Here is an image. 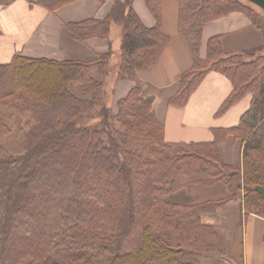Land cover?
Instances as JSON below:
<instances>
[{"label":"trees","instance_id":"1","mask_svg":"<svg viewBox=\"0 0 264 264\" xmlns=\"http://www.w3.org/2000/svg\"><path fill=\"white\" fill-rule=\"evenodd\" d=\"M2 0H0L1 2ZM74 0H30L55 11ZM102 2L103 0H99ZM156 17L147 27L130 0H115L103 19L68 23L73 38H110L122 26L117 76L134 79L155 65L171 36L162 23V0H145ZM179 31L193 65L179 75L170 102L184 107L209 71L233 89L219 114L247 94L237 126L214 130L204 142H172L154 110L153 96L133 86L113 112L103 104L113 49L93 61L56 60L17 53L0 63V264H202L222 254L214 226L202 213L243 197L247 212L264 217V43L226 52L222 35L201 55L204 26L233 11L258 24L260 12L244 0H179ZM111 70V72H110ZM100 107L94 114L92 111ZM89 113L100 125H80ZM228 133L243 142L237 165L222 160ZM223 182L230 194L202 203L169 195L192 184Z\"/></svg>","mask_w":264,"mask_h":264},{"label":"crops","instance_id":"2","mask_svg":"<svg viewBox=\"0 0 264 264\" xmlns=\"http://www.w3.org/2000/svg\"><path fill=\"white\" fill-rule=\"evenodd\" d=\"M115 0H74L50 11L30 0H2L0 2V63H8L21 53L30 57H46L56 60L93 61L109 49L120 53L121 39L92 37L86 41L73 38L68 23L86 19H103L109 15ZM133 7L147 27L156 25V17L145 0H132ZM179 0H162V23L171 36L159 61L136 71L134 79L107 76L110 84L109 103L113 112L117 102L137 85L144 96H153L154 110L166 128V139L172 142H204L214 139V130L230 129L240 121L248 109L251 94L244 96L228 111L219 110L233 89L231 80L219 71H209L191 95L184 107L170 102L180 88L179 75L193 65L194 58L186 37L179 31ZM264 13L255 24L245 13L230 14L208 22L203 29L201 55L206 56L208 41L212 36L222 35L226 52H243L264 43ZM112 39V40H111ZM114 42L116 43L114 45ZM112 55V56H113ZM112 65V57L110 61ZM104 81L98 69L93 73ZM106 89V87H105ZM243 142L228 133L219 143L222 160L237 165L241 161ZM230 194L227 185L192 184L169 195L179 203H202L225 198ZM206 224L215 227L222 254L201 257L202 264H264V217L247 212L243 197L232 198L215 210L202 214Z\"/></svg>","mask_w":264,"mask_h":264},{"label":"rangeland","instance_id":"3","mask_svg":"<svg viewBox=\"0 0 264 264\" xmlns=\"http://www.w3.org/2000/svg\"><path fill=\"white\" fill-rule=\"evenodd\" d=\"M132 2V0H130ZM245 2H247L248 4H250L251 6H253L256 10H258L261 14L264 13V11L254 5L253 3H250L246 0H244ZM264 15V14H263ZM115 24H113L114 28H113V35L116 37L117 41H119L121 39V34H122V26L121 24L119 23H116L114 22ZM112 40V39H111ZM116 43L114 42V45ZM113 51V54H114V49L112 50ZM119 62H120V53H116V55H113L112 56V65H111V70H110V74L108 76L111 75V77H114L115 75L117 76V71H118V67H119ZM106 77L104 76V81H105ZM106 91H105V95H104V98H103V102H102V105L103 104H107L109 103V100H110V96L112 95V93H110V84L109 82L106 81ZM100 109V107H97V109L93 110L92 112L94 114L98 113L97 111ZM93 113H89L87 117H85L83 120H78V123L80 125H89L91 127H98L100 125V122H99V118H96V117H92L93 116Z\"/></svg>","mask_w":264,"mask_h":264},{"label":"water","instance_id":"4","mask_svg":"<svg viewBox=\"0 0 264 264\" xmlns=\"http://www.w3.org/2000/svg\"><path fill=\"white\" fill-rule=\"evenodd\" d=\"M254 5L260 7L264 11V0H246ZM257 190L262 194L264 197V186H258Z\"/></svg>","mask_w":264,"mask_h":264}]
</instances>
